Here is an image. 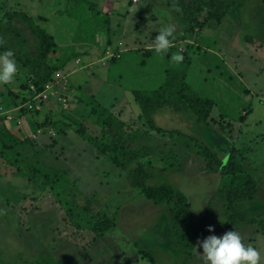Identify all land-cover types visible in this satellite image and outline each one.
<instances>
[{
  "label": "rangeland",
  "instance_id": "1",
  "mask_svg": "<svg viewBox=\"0 0 264 264\" xmlns=\"http://www.w3.org/2000/svg\"><path fill=\"white\" fill-rule=\"evenodd\" d=\"M224 1L234 12L219 27L204 28L201 35L186 32L187 43L149 56L145 50L153 48L161 27L176 25L174 35L188 30L163 0H0V14L22 11L55 37L60 56L69 57L58 75L68 74L72 90L65 107L50 104L41 111L39 121L54 122L56 128L48 129L53 134L34 139L26 124L17 132L13 121L6 123L9 129L34 145L0 135V264H204L201 242L228 231L256 247L264 264V236L256 225L225 228L228 201L219 194L221 179L204 171L200 153L206 148L225 163H241L259 187L256 198L238 206L264 217V0ZM177 53L184 57L179 64L171 60ZM108 54L116 58L104 63ZM183 72L190 90L215 102L210 122L163 105L153 116L154 125L167 131L159 133L136 92L160 90ZM22 80L18 65L14 82L0 85V104L11 103ZM110 113L134 137L130 145L147 155L130 169L142 164L148 185L181 190L197 223L213 229L188 262L172 245L167 205L148 201L129 170L109 158L118 141L101 121ZM88 203L94 214L103 212L115 224L103 237L70 220L85 219ZM141 249L150 250L156 262L142 258Z\"/></svg>",
  "mask_w": 264,
  "mask_h": 264
},
{
  "label": "trees",
  "instance_id": "2",
  "mask_svg": "<svg viewBox=\"0 0 264 264\" xmlns=\"http://www.w3.org/2000/svg\"><path fill=\"white\" fill-rule=\"evenodd\" d=\"M163 1L188 27V30H185L184 33L174 35L175 38L169 49H174L177 43L186 42L188 40L185 36L186 32H196V34L201 35L204 28L219 27L225 18L233 16L234 12L230 10L233 8V4L224 0ZM39 20L45 21L46 19L40 17ZM110 22L108 21V26H110ZM0 42H2L0 43V52L12 50L20 72L24 74V80L21 82L22 90L15 96L14 101L10 104L2 102V105L7 109L17 107L22 101L27 100L28 96L33 95L34 92L30 90L32 85L35 86L37 93L41 92L45 85L53 82L67 66L69 57L66 55L60 56L55 37L42 24H39L36 18L22 11H10L0 14ZM197 47L201 49L199 45ZM145 51L146 55L152 56L154 49L147 48ZM113 58H116L114 54L110 59ZM185 76L183 72L179 77L169 78L165 86L157 91L136 92L137 101L143 107L144 116L148 118L151 127L159 133H166L167 131L154 125L153 116L158 107L163 105L171 104L175 111L182 114L189 111L190 114L197 117L199 122L206 125L210 122L215 102L190 90V87L186 84ZM71 91L70 87V93ZM61 106L65 107L64 105ZM20 116L26 117L25 123L32 133H37L38 130L48 133L49 128H56L54 122L49 119L48 123H46L47 119L44 122L39 121L41 116L39 111L30 112L29 114V112L23 110ZM4 120H0V135H9L13 139V143L22 146L34 145L35 141L27 135H23V139L15 135L14 130L9 129ZM101 122L106 132L113 136V140L118 141V146L107 152L112 162L122 171L129 170L133 186L140 189L148 201L158 206L167 205L173 235L172 245L182 253L184 262H188L193 257L200 239L208 234V230L202 228L195 220L189 209L187 196L170 184L148 185L147 181L150 174H148L145 166L138 164L136 168L130 169L133 163L140 158L147 157V155L130 145L134 137H128L124 134L125 124L111 113ZM16 131L23 132L21 128ZM20 140H23V142ZM12 147L14 149V144L9 147V150ZM200 153L203 160L206 161L204 171L220 176L219 194L228 201L225 205L227 214L225 228L256 225L258 231L264 236V217L257 218L253 216L252 211H241L238 206L256 198L259 187L258 182L241 163L233 160L225 163L218 157V154L206 148ZM84 210L89 215L85 219L81 220L74 217L70 219L77 229L89 230L98 237H103L115 226L114 222L105 213L98 212L94 214L91 203H88ZM145 250L141 249L139 251L142 258L155 263L156 258L152 252Z\"/></svg>",
  "mask_w": 264,
  "mask_h": 264
},
{
  "label": "clouds",
  "instance_id": "3",
  "mask_svg": "<svg viewBox=\"0 0 264 264\" xmlns=\"http://www.w3.org/2000/svg\"><path fill=\"white\" fill-rule=\"evenodd\" d=\"M176 25L168 23L160 28L159 35L153 40L154 53L164 56L168 53L174 40ZM2 43V42H0ZM182 53L172 55L174 63H181ZM18 65L12 50L0 52V85L14 82ZM209 232L213 231L211 227ZM204 264H260L261 255L251 244L245 245L237 231H228L222 236L210 235L201 242Z\"/></svg>",
  "mask_w": 264,
  "mask_h": 264
},
{
  "label": "built area",
  "instance_id": "4",
  "mask_svg": "<svg viewBox=\"0 0 264 264\" xmlns=\"http://www.w3.org/2000/svg\"><path fill=\"white\" fill-rule=\"evenodd\" d=\"M133 1L136 3L138 0ZM106 60H110V54L103 59V62L106 63ZM76 63L79 65L80 61L77 60ZM30 90L34 92V94L28 96L27 100L22 101L17 107L7 109L0 104V120L5 119V123L15 121L18 124V128H22L26 124V117L20 116L23 110L29 112V114L30 112H41L49 104L66 106L70 101V82L67 74L60 75L53 82L46 84L44 89L39 93L36 92L34 85L30 87ZM48 131V133L53 134L52 130ZM42 132L43 130H38L37 134L32 133L30 135L35 139L38 138L39 135L44 134V132Z\"/></svg>",
  "mask_w": 264,
  "mask_h": 264
},
{
  "label": "crops",
  "instance_id": "5",
  "mask_svg": "<svg viewBox=\"0 0 264 264\" xmlns=\"http://www.w3.org/2000/svg\"><path fill=\"white\" fill-rule=\"evenodd\" d=\"M109 22H110V20H109ZM109 32H110V30H109ZM127 33H128V32H127ZM107 38H108V44L110 45V35H109V37H107ZM93 44H95V45H99L98 42H95V43H93ZM81 49H82V48H81ZM104 49H105V51H106V54H107V51H110L108 48H107V49H106V48H103V50H104ZM85 53H86V55H88V56L90 55L89 58H91V59H93V58L96 57L94 54H90V53L88 54L87 51H86ZM93 55H94V57H93ZM105 56H106V55H105ZM100 57H101V56H100ZM77 58H79V57H77ZM78 60H80V59H78ZM80 63H81V62H80ZM80 63H79V64H80ZM91 63H94V62H93V61H90V64H91ZM76 65H77V63H76ZM70 85H71V84H70ZM70 87H71V86H70ZM12 101H14V99H13ZM12 101H11V102H12ZM2 102H4V100L1 101V104H2ZM25 122H26V119H25ZM28 130H29L28 132L30 133L31 130L29 129V127H28ZM23 132H24V130H23Z\"/></svg>",
  "mask_w": 264,
  "mask_h": 264
}]
</instances>
